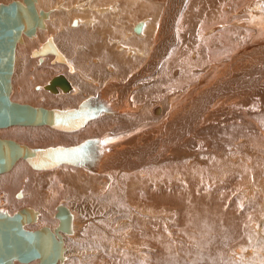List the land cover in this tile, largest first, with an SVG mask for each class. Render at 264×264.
Segmentation results:
<instances>
[{
    "label": "bare ground",
    "instance_id": "bare-ground-1",
    "mask_svg": "<svg viewBox=\"0 0 264 264\" xmlns=\"http://www.w3.org/2000/svg\"><path fill=\"white\" fill-rule=\"evenodd\" d=\"M87 1L82 0L81 3H79V6L76 5L75 7L76 12H74L73 15H70L67 21L64 18L63 14L67 11V5L70 6L69 4L70 2L66 5V3L63 2V0H57L55 5H52L51 4L52 0L48 2H42L41 0H34L35 6L38 12H40L39 10L42 8V5L46 7L51 5V7H53V6H57L60 4V6L54 7L56 11L53 10V12L50 14L49 19L48 17L47 19H45V22H48V26H46L48 27L47 29L38 28L36 31L37 33L35 34V36H32V38H30V36H27L26 34L23 33V41L20 42L23 44L22 47H18L19 43L16 46L15 62L17 61L19 62V60H17L18 55H19L18 53H20L22 49L27 50V45L31 46L33 44L40 42L43 36H46V34L48 36L50 34V32H48L47 30H50L52 27H56V29L57 28L59 29V32L52 31L51 33L53 34L56 33L55 36H57L59 39L57 40V37L55 39V37L53 36L49 38L53 40L54 44L58 47L60 52L64 55V58L59 59L55 54L50 53V52L43 54V55L41 54L35 55L34 54L35 49L30 54H32L31 56L35 58L37 57L36 58L37 60H42V61L45 58L47 59V57L50 56V54H53V57L55 55L54 62L56 61L61 62V64L62 63L64 64L63 65L64 67L62 65H56V63L53 67L50 66L51 68L47 66V64L41 65V66L36 65L34 68L32 67L31 72L30 71L27 72L26 68L24 71L23 64L25 62L24 63L21 62L19 65H17L18 62L15 63L17 65V68H16L17 70L14 73V77L18 79V77H21L23 75L27 83H25L26 85L25 84L22 85L23 87L25 86L24 91L23 90L21 92L17 91L16 94L11 95L12 100L15 99L14 101L20 100L22 102H30L32 103L30 105L37 104V103L39 105L42 104L41 106H44V108H47V109H53V108L59 107L58 109L68 110V109H71L70 107L71 106L73 107L74 104L76 103L79 104V102L84 100L88 95H93V93H95L96 90H97V93L99 94L100 91L98 92V88L104 87L103 88L104 92H105V89L109 90L111 88L112 89L114 88L116 90V84L113 86V84H111L112 82L109 83V82H106L105 80V78L110 75V72H112L114 68L112 67L111 64H107L106 68H103V70H100V68H102L101 63L103 62V60L98 59V55H97L98 53L93 50L95 49L98 52H100V49L103 47L101 45L104 43V38L106 36L103 37L102 32L101 33L99 32V30L102 29L103 26L100 25V21L99 23L95 21L94 18L96 15H93L91 13L92 16H89V18H87L86 16H84V14L81 13V11H86V13L88 11H96V9H93V8H97L95 6V1L97 0H89L90 4L88 3L87 7H83V4H85ZM21 2L25 4V1L22 0ZM210 2H211L212 7L207 8L208 11L206 13V17L211 18L212 16L211 13L214 12L215 14L213 15H217L218 17L220 16L223 17L221 18V20L219 19L222 22V24L226 23L225 25L227 26L228 24H231L230 22L232 18L231 15L233 14L231 9H233V7L236 6V0H223V1L221 0L219 1V4H217L215 0H210ZM166 3L168 6L170 5L171 7L175 8L174 10L172 9L170 10L168 8L169 13L168 12L166 13L167 15L169 14V16L171 15L172 17H174L173 19L170 20L172 22L171 23V27H172L174 26V22L177 20L176 19L177 17L175 15L180 13L181 9L179 8H181L182 3L184 5V0H167ZM219 6L222 7V9L218 10ZM117 7L118 5L116 7H113L112 10L114 9L116 11ZM140 7L143 8L142 6ZM227 8L230 9V11L225 14L222 13L223 9L227 10ZM98 10L101 11L100 13H103L104 11L106 12L107 8L106 9L101 8ZM112 12L114 13V11H111V13ZM187 12L188 11H186V13ZM235 13H237L240 17L239 20L236 22L238 24L246 26L244 29L233 27V29L235 30L238 29L237 31H239V35L243 33L242 36H239L236 33L234 35L233 33L230 32V30L232 31V29H230L228 31L221 32L219 36H213V37L205 39L204 36H205L206 29L202 26H199V29L202 32H200V34L198 35V38L204 41L203 44L201 45L202 48L199 47L198 50L191 51V53L189 54V58L187 59L184 57L183 53H179L180 50L178 48H175L172 51L170 58L168 57L169 59L167 61H164L163 64L160 63L162 64L161 66L158 63H159V60L162 59V55L164 51L162 52L161 50L163 49H161L160 50L161 53H159L160 51H157V49L159 50V48L162 47V44H165V54H166V51L169 49V46H170L166 44V41L168 40L170 44H174L175 42L173 40V37L175 36L172 34L174 32L170 33V35H168L167 33L165 37L164 32L166 30L165 31L162 30L161 31L162 35L158 36V40H157L158 43H156V46L154 48L153 46L152 48H150V50L154 52L153 53L154 60L152 61L154 64L151 63L153 65L147 66L146 69L145 68L144 69L140 68L138 70L136 69L134 73H132V76L130 75L132 78L131 79L132 83H139V84L142 83V85L144 86L142 87L144 88L142 90V92L144 93L142 94L145 96H148V100L144 98L145 103L148 101L147 102L148 108H146L147 106L145 104V107H144L145 110H143L142 109L144 106L143 104V106L141 107V110L143 111L139 110V112L140 111L141 112L140 113L138 112L139 116L135 118V121L137 122L143 121L140 125H145L147 123L146 124L147 126L152 122L151 120L153 118L151 119L148 117L147 119V117H145L144 115L149 112L150 114H153V115H157L160 113L158 117H161L160 120H163L164 122V128H162L161 130L163 131L164 129H166L167 133L171 131V135H169L171 136L170 140L166 139L163 141L162 138L160 137H163L164 136L163 134H165V132H163V134H160L158 136V133H159L158 131L157 132L158 137L157 136L156 138L151 137L152 139L150 140V142H148L149 144L146 143V145H139V143H137V141L135 140L136 141L135 143L137 144L135 146L136 148H133L135 143L132 141L134 143L132 147H128L130 146L129 144L125 146V149H123L121 148V146L120 147L118 146L117 147L116 146L106 147V145H109L110 143L113 144L118 140H122V138L124 137L122 135L124 134L116 133L115 134L116 136L104 134L105 136L103 135V137L99 138L101 141V146L99 147L97 146L98 148L96 151V156L93 155V158L95 157L97 159L96 160L94 158L92 160L93 166H88L86 164L80 163L81 167L85 168V166H88L92 170H98L100 168V171H103V172L104 171L112 172V170L114 171L115 169H121L120 171L115 170L116 173L109 172L104 175L103 174L98 175V173L97 174L90 173V171H86L82 168L74 169L72 167L71 169L70 168L66 169L65 167H62V169L65 168L67 171L70 170V172L74 174L73 175L74 177H72V179H71V176L68 174L69 172H66V170L64 172L60 171L61 173L59 174H56V172L53 174H48V173L34 174V176H37L39 178H48L50 176L57 178L56 176H58V178H63L64 180L65 179L70 180V181H65V182L70 183V185H73L74 189L80 194L78 196L79 200L76 199L77 204L75 205V207L74 206L72 207L69 204L67 205L74 216V219H73L74 231L71 234H63L64 245L66 242L69 243V241H74L76 237L75 235H77L78 230L81 229L82 222H83L84 224L86 223L87 225H89L88 228H90V230H97L96 236L94 238L92 237L90 241L92 240V242H95L97 245L101 246V252L103 254H106L108 252L110 254L117 253L116 254L117 256L118 253L122 254V252L125 249L130 250V248L133 249L132 247H136V245L137 246L139 245L145 248L143 250L141 249V251L139 250L138 253L136 252L137 254H132V253L129 254L127 258L130 257L132 260L135 261L136 258L141 259L143 257L145 260H148L149 262V261L154 260V257L156 256L158 257L161 255V253L159 252L163 251L162 249L163 245H166L167 247L168 245L170 246L173 245L172 237L169 233V230L171 232V230L175 228L179 231L183 230L182 232H184V231H187V227L199 228V226L205 225L204 223L206 222L219 224V222H224L222 220L224 216H222V218H218L219 212H222L226 215L225 222H228L229 219H232V216L236 214L237 209L243 210L242 211L243 214L240 219L242 221L241 222L242 226L246 228L245 225L247 223L248 211L257 212L258 210L262 209L263 210L262 215L264 214V148H263L264 146V126H263L264 122H263V125H261V123L259 124L257 123V118H258L257 115L258 114L260 115V112H259L260 108L264 110V91L263 92L256 91V89H258L259 87L264 86V77L262 76L264 74V65L261 66L263 68H260L261 69L260 71L258 70L259 71L258 76H256L257 74L253 73L254 69L253 70L251 69V70H247L248 71L247 74L249 75V77H251L250 79L242 81V78H243L242 77L240 80H236V79H239V78H236L238 77V75H236L237 71L240 72V70L242 69V72H243V70H246L244 68H246L247 64L244 62L247 59H249L250 57L253 59L256 57L262 58V59L264 58V0H250L248 5L238 8L237 10H235ZM52 16H54L55 18H53ZM244 16L246 17L243 18ZM112 17L114 19L116 18V16H112V15L110 16L99 15V18H104L107 22H109V20L112 21L113 20ZM49 20H52L53 24H50ZM146 20L140 21L139 19L137 20L139 22H136L134 23V25H132V32L130 34L133 35L135 40L145 39V41L148 42L147 40L150 39V42L153 41L151 40L153 36L152 35L153 29L151 27L150 28L151 31L148 30L150 24L147 22H149L150 20L147 22ZM155 20L154 22H156ZM246 20H247V23H246ZM205 21L206 20L204 19L203 22ZM189 22L190 20L188 19V21L186 22L187 23L186 26L190 30L191 23ZM236 22L232 21L234 25ZM138 23L141 24L140 31L135 30V27ZM63 28H65V31L67 34H72V35L81 34L82 36L88 35V37H90L88 39L90 42V46H88V44L86 43L87 41H85L84 37L80 38V40L73 39L74 40L73 42L62 38L60 35V30H63ZM246 28H249V29L243 32ZM53 29L55 30V28ZM106 31L105 32L109 34L110 30L107 29ZM167 32H170V31H167ZM127 35L126 37L128 39L131 35L130 36L129 34ZM248 35L249 37L251 36L252 38L250 40V42H252V45L250 43V45H248L245 49L241 48L242 50L239 52L240 59L238 58L239 56L237 58L236 57L234 58L233 55L229 57V53H231V49L233 48V46L241 45L243 42H245L244 39H246ZM26 36L30 39L25 38ZM111 38H112V35H111ZM115 38L116 39L112 38L110 40L112 43V44L110 43V45L117 44L115 49L119 52L122 51L126 53V50L124 47H126L127 42L123 43L125 44V46L124 45L119 46L118 44H121L119 43V39L121 37L117 39V36H116ZM165 38H166V41L164 42ZM212 39L220 42L219 46L216 47V49H212V50H210L211 48L210 46L205 48L206 41H210ZM113 40H117V41L114 42ZM124 40L126 39L124 38ZM201 40H199L200 43L202 42ZM91 41L93 42L91 43ZM129 41L130 43L132 42L130 39ZM44 42L40 46H38L36 50H39L44 44ZM93 44L95 46H92ZM157 45H158V48H157ZM129 46L131 48L132 45H129ZM107 47H111V46H107ZM133 48H136V46ZM203 48L205 49L204 51L201 50ZM18 49L20 51H18ZM133 50L134 49H132V51ZM138 50L142 52L143 49L142 50L138 49ZM132 51L129 50L130 55H132L133 53ZM135 52L136 54H140V53H137V51ZM196 52L198 53L197 55H196ZM75 53H77L76 57H75ZM147 53L150 54L149 51ZM175 53L176 54L178 53V58L180 59L181 63H183V60L185 58L184 68L181 67L179 69L175 67L174 65L173 66L171 65L167 69L166 66L164 65L168 63V61L172 58V56H175L174 55ZM87 54H91V57L87 56ZM119 55H123V54L120 53ZM119 55H117L118 58L116 59H120L122 57H123L122 59L126 58L125 57L126 55L124 56H119ZM205 55H207V59H205L204 57ZM155 56H159V59H156ZM188 60L191 61L192 65H190L189 62L186 63ZM140 61H141L140 59L135 58V59H132L131 61L129 60V63L140 62ZM219 61L221 62L219 63ZM181 63H180V66H182ZM239 64L241 66H239ZM134 66L132 67V69H135V67L137 68V66L135 67ZM126 68H124L120 72L117 71L118 73L115 75L116 77L114 79L116 80L118 78L127 79L128 76L125 78L124 74L130 73L131 67L129 71H126ZM66 69H67V72H61V73L69 80L71 84L70 90L64 91L60 86L57 85L56 92L54 91L52 92L58 93V96L54 95L53 93H52L53 95H50L49 93L45 94L46 93L45 91H44L45 93L41 92L44 88H46V84L53 78L55 72L63 71ZM76 70H78V72ZM204 70L206 71L204 72ZM258 71H256V73ZM191 72L192 74L190 75L189 73ZM28 74L30 75V80L33 83L36 82L37 80L38 81L43 80V78H44V81H47L44 85H41V86H38L37 85L38 83L36 84L40 92L36 91V93H31L30 86H27L29 85L28 79H27L29 78L27 76ZM56 74H58V72ZM148 74L150 75L149 77L146 76ZM169 75H171V78L169 77ZM259 76H262V78ZM107 79L109 78L107 77ZM170 80H173L171 82H175L177 85H179L178 88L183 87V86L185 87L189 85L190 83H193V84L196 82L198 83L193 88L194 92L188 93L187 95L188 98L186 99V101H184V99L183 100L180 99L181 97H184L183 95H181V97L179 96L178 98L175 94V95H171L165 98V102L163 101L164 103H162L163 107H161L159 103L154 102L155 101L154 95L162 87L164 89V86L161 87L160 84L161 85L166 84V86L167 85L169 86V84H171L172 86V84L174 83H170ZM16 81L17 80H15V82ZM116 83L118 84V82ZM119 84H122V83H119ZM240 84H243V85H240ZM36 85L34 86V88L37 87ZM92 86L95 87V90L92 89ZM121 86H122L121 93L122 92L125 93V88L128 86H132V85L128 84L126 87H124L123 85ZM26 87H27V90H26ZM16 90L17 89H15V91ZM161 91L163 92L162 89ZM28 92L32 94L31 95L32 98L28 95ZM62 92H66V94H63ZM104 92H101L99 96L92 99L91 101H88L81 107L82 108L80 112L81 116L77 118L79 121L77 120V125L75 126L76 128L74 127V130L84 125L86 126L89 123L91 124L93 122L94 117L88 118L87 114L89 112V109L91 110L93 109L92 107L95 106L94 104L107 106L105 107L104 110H102V112L105 114L107 113L110 114L113 112V110L116 109V107L122 106V103L119 104L118 101H114L113 102L114 104L109 102L110 100H108V98L111 99L112 101L118 98L116 97L115 99H112L111 96L108 94V91L106 94L108 97L107 101L103 100L105 101V103L103 102L102 104L101 98H104V95H105L103 94ZM139 92L140 91L135 92V96ZM138 96L140 95L138 94ZM189 96H192L193 98L189 99ZM230 98H233V101H232V104L229 106ZM259 98L261 100H259ZM249 99L252 100L251 107L246 109L245 107L242 106L243 109L245 108L243 110V116L236 117L235 115H233V113L235 112L232 111L233 112L232 113L231 110L242 108V107H238L240 103H243L244 105H246L248 102L251 103ZM125 103L126 105H129L128 101H126ZM190 104H195V105L190 106ZM224 104H227V105H224ZM187 105L188 107H185ZM33 106L36 107L35 105ZM108 109L110 111H107ZM124 110L127 111L128 113V111L131 110V108H129L128 110H126L125 108ZM148 110L149 112L143 114L144 112ZM102 112L99 111L100 115H102ZM141 113L143 115H141ZM253 113H255V117L251 125L244 123V117L249 114H253ZM150 114H147V115L150 116ZM120 115H121V112H120ZM135 115L137 116L138 114H135ZM131 116H134V115H131ZM103 117H105V115ZM125 117L127 119L126 115L117 117V118H121V119L123 118L124 120ZM133 118H130V119L132 120ZM183 118L185 120H183ZM148 120H150V122ZM81 123H84V124L80 125ZM94 124L96 123H93V126ZM151 124L152 125L158 124V121H155V124L153 122ZM179 124H181V126H179ZM140 125L132 127L131 130L129 131L137 129ZM201 125L202 127H200ZM206 125H209L210 127L204 129L205 127H207ZM44 126L48 127L49 125L37 124V125H28L26 127L25 125L22 126L21 124H13V125L7 126L8 128H4V127L0 128V136H4L10 139L13 138V140L17 142L19 141L22 142L24 138L27 137L28 134L29 135L44 134L46 132L45 129H42L44 128ZM154 127L156 128V126ZM173 127H179L181 130L179 129L178 132H176V130L173 129ZM234 127H236L235 129H237V133H235L236 130L235 132H232ZM57 130H60V132L68 131L67 129H57ZM70 130H73V128ZM150 131L152 132L153 130H150ZM139 132L137 130V133ZM227 133L229 135L230 134H235V135H233L231 138L228 136H227L228 138H226L228 142L232 143L231 145L229 143L223 145L224 141H222V143L217 145V148H220L219 151L225 149L223 150L224 153L221 152L224 155L220 159H216L215 157H212L213 159L211 161H209L208 163H204L203 165L196 162V158L194 160H191L192 155L190 157H187V158H190L189 161H184L185 159L183 161L176 160L177 158L178 159L180 158V156L178 157L176 155V153L179 151L185 150L187 152L189 150L193 152V155L196 153L195 150L197 152H204L205 150H203L200 146L203 145L202 141L207 136L210 138V140H212V136L215 138L217 134H219V135L226 137ZM101 134H102V131H101ZM66 136L67 135H63V136L57 135L56 139H54L53 141L45 140L43 145L55 143L56 141L58 142L60 141V139H67ZM75 137L76 135L72 136L71 140H73ZM220 137L221 136H219V139H222V137L221 138ZM249 141H253L252 144L254 142L259 143L258 147L255 149L256 151L254 150V148L251 150V148L249 147L250 145L248 144ZM219 142L221 141H219L217 137L214 140H212L213 146L211 145L209 146L208 144H206V146L208 150H211V149L214 150L215 145ZM62 143H65V142L62 141ZM153 144H157L158 148H160V151L162 152L158 153L155 150L156 147H154ZM172 146H173L172 149L174 150L176 149L177 151L175 153L174 152L170 153L173 156L172 157L173 160L171 161L170 159L167 161L166 159L164 161V158H166V156L169 155L167 151ZM129 148L134 149V150L132 151ZM87 152H91V148H89ZM92 154L94 153L92 152ZM198 156H200V154ZM22 160L24 161L25 159L21 158L16 161L14 166L9 170L10 172L7 175H3L2 177L4 178L3 180H6V182H15V179L17 176L22 177L23 180L26 179V176L23 175L24 169L26 168V166L23 164V162H21ZM26 162L29 164L28 161ZM79 162L80 160L76 162H70L66 160L62 162L61 164L54 166L52 168L38 169V170L44 171V170H49V169H54V168L59 169L58 168L59 166H64V165H69V164L78 165ZM65 163H69V164H65ZM156 165H158L159 168H157ZM2 173L5 174V172H2ZM59 182H61L60 179L56 181V183H58L56 190L60 191L61 193L64 185L66 184H62ZM223 190L227 191V193H225L227 195L226 197H224L221 201L212 200V197L215 194ZM15 196L21 197L22 193L19 192V194L17 193L15 194ZM72 197L73 199L75 198L74 196ZM162 200H166L168 201V203L162 208H158L160 204L162 203L161 202ZM190 215L192 217H190ZM262 215H260L257 218V220H262V219H259ZM263 217L264 216H262V218ZM257 220H253L251 224L256 225ZM257 225L259 224L257 223ZM251 227L253 226L251 225ZM26 228H28V225H26ZM256 230H258V228ZM153 246L158 248L157 249L158 253L150 256L151 253L153 252ZM135 249L136 248H134L133 250L137 251ZM66 256H67V253L65 252V257ZM113 259H115V257H113ZM63 262L59 261L58 264H64Z\"/></svg>",
    "mask_w": 264,
    "mask_h": 264
},
{
    "label": "rangeland",
    "instance_id": "rangeland-1",
    "mask_svg": "<svg viewBox=\"0 0 264 264\" xmlns=\"http://www.w3.org/2000/svg\"><path fill=\"white\" fill-rule=\"evenodd\" d=\"M10 1H12V0H0V2H4V3H8ZM19 1H22V0H19ZM41 1L42 2H48V1H51V0H41ZM56 1L57 0H52L51 4L55 5ZM81 1L82 0H63V2H65L66 5L70 2L69 4L71 6L70 7L69 5H67V11H66L67 13L65 12L63 14L64 18L67 21L69 19V16L73 15L74 12H76L75 11L76 10L75 7H76V5L79 6V3H81ZM84 1H87V0H84ZM166 1L167 0H165V1L164 0H119V1L118 0L117 1H115V0H113V1L112 0H97V1H95V6L97 8H93V9H96V11H88L87 13H86V11H81V13L84 14V16H86L87 18H89V16H92V14L96 15L95 18H94L95 21L97 23H99V21H100V25L103 26L102 29L99 30L100 33L102 32V36L103 37L106 36L104 38V43L101 45V46H103L102 47L103 49L101 48L100 52H98L95 49H93V50L98 53L97 54L98 55V59L103 60V62L101 63L102 68H100V70H103V68H106L107 64H111L112 65V67L114 69H113L112 72H110V75L107 76L109 79H107V77L105 76L106 77L105 80H106V82H109V83L112 82L111 84H113V86L116 84V90L114 88L113 89L111 88V89H109L110 91L108 89H105V92H104V89H103L104 87H101V88H98V92L100 91L99 94L97 93V90H96V92L93 93V95H88L84 100L91 101L92 99H94L97 96H99L101 92H104L103 93V94H105L104 98H101L102 99L101 102L103 104V102L105 103V101H107L108 97H107L106 94H107V91H108V94L111 96L112 99H115L116 97L118 98V99H115L113 101L108 98V100H110L109 102L113 103L114 101H118L119 104L122 103V106H120L121 108L120 107H116L117 110L116 109L113 110V112L110 113V114H108V113L105 114V113L102 112V115H100V113L98 112L96 114L97 117L96 116H95L96 118L94 117L93 122L91 124L89 123L86 126L85 125L82 126L83 128L80 127V128L75 129V130L73 129V130L61 131L60 132V130L53 129L51 126H48V127L44 126V128H42V129L46 130V132L44 134H32V135L28 134L27 137H25L22 142L21 141H19V142L22 143V144H26V145H28L30 147H34V148H45L47 146H55V145H58V144H61V145H64V146H69V145L78 144V143H80L81 141H83V140H85L87 138H94V137L95 138H100V137H103L104 134L112 136V135H115L116 133H118V134L122 133V134H124V135H122V136H124L122 138V140H118V141H116L113 144L110 143L109 145H106V147L107 146H109V147L110 146H116V147L117 146L118 147L121 146V148L125 149L126 145L130 144V146H128V147H132L133 144L136 141H137V143H139V145H146V143L149 144L148 142H150V140L152 138H156L158 131H159L158 136L160 134H163V132H165V134H163L164 136L160 137V138H162L163 141L166 140V139L170 140L171 136H169V135H171V131H169L167 133L166 129H164L163 131L161 130L162 128H164V122H163V120H160L161 117H158L160 115V113L157 114V115H153V114H150L149 110L143 113V114H145V113L149 112L147 114H150V116H148L147 114H145L144 116L147 117V119H148V117L151 118V119L153 118L151 121L154 124H155V121H158V124H155V125H152L151 124L152 122L149 125H147V126H146L147 123L145 125H140L143 121L142 122L135 121V118L139 116V113L141 111L145 110L144 107H145V104L147 106V102L148 101L145 103L144 102V98H146L148 100V96H145V95L142 94V93H144V92H142V90L144 89V88H142V87H144L142 85V83H140V84L139 83H132V81H131L132 73H134V71L136 69L137 70L140 69V68L141 69L142 68L146 69L147 66H152L154 64L152 62L154 60V58H153V53L154 52H152L150 50V48H152V46H153V48L156 46V43H158L157 42L158 36L162 35V33H161L162 30L163 31L166 30L164 32L165 33L164 34L165 37H166L167 33H168V35H170V33L174 32L172 34L175 36V37H173V40L175 42H174V44H170L168 42V40L166 41V38L164 39V42L166 41V44L170 45L169 49L166 51V54H165V44H162V47H160L159 50L157 49L158 48V45H157V48H156L157 51H160L161 49H163V50H161L162 52L164 51V53L162 55V59L160 58L162 61L159 60L158 64H160V63L163 64L164 61H167L170 58V55H171L172 51L175 48H178L180 50L179 53H183L184 57L186 59L189 58V54L191 53V51H194V50L196 51V50L199 49V47L202 48L201 45L203 44L204 41H202L201 39L198 38V35L200 34V32H202L199 29V26H202V27H204L206 29V32L204 31L205 32V36L203 35L205 39L213 37V36H219L221 34V32H223V31L225 32V31H228L230 29H232V31L230 30L231 33H233L234 35H235V33L239 35V31H237L238 29L235 30V29H233V27H238V28L244 29L246 26H243V25L238 24L236 22V21L239 20L240 17H239V15L237 13H235V10H237L238 8H240L242 6L248 5L250 0H236V6L233 7V9H231V11L233 13L231 15V17H232L231 21H230L231 24H228V26L225 25L226 23H223L224 24L223 25L222 22L220 21L221 18H223V17H221V16L218 17L217 15H213V14H215L214 12L211 13L213 17L212 16H211V18L206 17V13L208 11L207 8H211L212 7L210 0H204V1L203 0H187V1L184 0V5L182 3L181 4V8H179V9H181L180 13H178L179 15L178 14L175 15L177 17L176 18L177 20L174 22V26H172V27H171V23L172 22L170 20L173 19L174 17H172L171 15L169 16V14L167 15L166 13L167 12L169 13L168 8L170 10L171 9L174 10L175 8L171 7L170 5L168 6ZM219 1H221V0H215V2L217 4H219ZM185 2H187V3H185ZM88 3H89V0L85 4H83V7H87ZM138 4L140 6H142L145 9V11ZM117 5H118V7L116 8L117 10L116 11L114 9L112 10V8L116 7ZM151 5H152V7H151ZM59 6H60V4L57 5V6H53V7H51V5H49L47 7L42 5V8L40 10L47 11L48 12V19H49L50 14L53 12V10H55L54 7H59ZM187 6H188V8H187ZM101 8L102 9H106L107 8V10H109V8H110V10H109L110 13L107 10H106V12L105 11L103 12L104 14L100 13L101 11H99L98 9H101ZM218 8H217L218 10L222 9V7H220V6ZM68 9H70V10H68ZM111 11H114V13L113 12L111 13ZM147 11H148V13H147ZM186 11H188L190 14L188 12L186 13ZM229 11H230V9H228V8H227V10L223 9L222 13L225 14V13H227ZM137 12H139V13H137ZM141 13H142L143 16L141 15ZM52 15H54V14H52ZM99 15H107V16L112 15V16H116V18L114 19L112 17L113 20L112 21L109 20V22H107L104 18H99ZM149 15H151V16H149ZM52 17L55 18L54 16H52ZM168 17H169V19H168ZM217 17H218V19H217ZM245 17L246 16H244L243 18H245ZM136 19L137 20L140 19V21L147 19L146 22L150 20L147 23L150 24L148 30L151 31V29H150L151 27L153 29V31H152V35L153 36L151 38V40H153V41L150 42V39L147 40L148 42H146L145 39H143V40L136 39L135 40L133 35L130 34L132 32V25H134V23H136V22H139ZM167 19H168V21H167ZM188 19L190 20L189 23H191V25H190L191 29L190 30L186 26L187 25L186 22L188 21ZM204 19L206 20L205 22H203ZM216 19H217V21L219 19L220 20L217 22ZM154 20L156 22H154ZM49 21H50L49 22L50 24H53L52 20H49ZM232 21L236 22L235 23L236 26L234 25V23H232ZM168 22H169V24H168ZM246 23H247V20H246ZM45 24H46V26H48V22H45ZM152 24H153V26H152ZM219 24H221V25H219ZM73 25H75V24H73ZM46 26L44 28H42V29H47L48 27H46ZM53 28H55V30ZM107 29H109L111 33L110 32H109V34L106 33ZM248 29L249 28H246L243 32L247 31ZM47 31L50 32V34L48 33L49 34L48 36L46 34L47 37L43 36L41 38L40 42H38L36 44H33L31 46L27 45V50H23L22 49L20 51L18 49V51H20V53H18L19 55H18V58H17V60H19V62L17 61L18 63L17 62H15V63H17V65H19L21 62L22 63L25 62L23 64L24 71H25V68H26L27 72L28 71L31 72L32 67L34 68L36 65L37 66H39V65L41 66V65L47 64V66H49V67L50 66L53 67L55 65V63H56V65H62V66L64 65L63 63L61 64V62H58V61L54 62L55 55L53 57V54H50V56H48L47 59L46 58L43 59V61L42 60H37L36 59L37 57L35 58V57L31 56L32 54H30V53H32V51L34 49L38 48V46H40L47 38L53 36L56 39L57 36H55V34H56L55 32H59V29L58 28L56 29V27H52L50 30H47ZM52 31H55L54 32L55 34L51 33ZM167 31H170V32H167ZM127 34H129V36L131 35L128 39H127V37H128ZM242 34H240L239 36H242ZM60 35H61L62 38L67 39V40H69L71 42L74 41L73 39L80 40V38L84 37L85 41H87L86 43L88 44V46H90V42L88 40L90 37H88V35L82 36L81 34H76V35L67 34L66 31H65V28H63V30H60ZM111 35H112V38H114V39H116L115 38L116 36H117V39L121 37L119 39V43H121L122 45L118 44L119 46H123V45L125 46V44H123V43H126V42L129 44L130 43L129 39H130L133 42V43L131 42L129 44V45H132L131 48L126 43V47H124L125 50H126V53L122 52L120 49L119 50L121 52L117 51L115 49L117 44L110 45V43H111L110 40L112 39ZM126 35H127V37H126ZM248 37H249V35H248ZM248 37H246V39H244V41L246 43L243 42L241 44L242 46L241 45L233 46V48L231 49V53H229V57L233 55L234 58L235 57L237 58L239 56L238 58L240 59L239 52L242 49H245L248 45H250V43L252 45V42H250V40L252 38H251V36L249 38ZM25 38L30 39V38H32V36H30V38H28L26 36ZM109 38H111V39H109ZM124 38L126 40H124ZM58 39L59 38L57 37V40ZM199 40H201L202 42L200 43ZM105 41L106 42L108 41V42L106 43ZM113 41L115 42L117 40H113ZM92 42L93 41H91V43ZM219 43L220 42L215 41L213 39L210 40V41H206L205 48L210 46L211 47L210 50L216 49V47L219 46ZM149 44L150 45L152 44V45L150 46ZM22 45H23L22 43H19L18 47H22ZM92 46H95V45L93 44ZM107 46H111V47H107ZM135 46H136V48H133ZM132 49H134L135 51H137V53H140V54H136V52L134 50L132 51ZM138 49H141V50L143 49V50L141 52ZM102 50H104V51H102ZM129 50L133 52L132 55L129 54ZM201 50L204 51L205 49L203 48ZM145 51H147V52L149 51L150 54L145 52ZM161 51L159 53H161ZM237 52H238V54H237ZM120 53H122L123 55H119ZM109 54H111V55H109ZM197 54L198 53L196 52V55ZM117 55H119V56L126 55L125 56L126 58L122 59L123 58L122 57L120 59H116V58H118ZM174 55L175 56H172V58L164 66H166L167 69L171 65L172 66L174 65L175 67H177L179 69L181 67L184 68L185 58L183 60V63H181L180 59L178 58V53L177 54L175 53ZM76 56H77V53H75V57ZM87 56L91 57V54H87ZM101 56H102V58H101ZM105 56H107V57H105ZM155 57H156V59H159V56H155ZM204 57H205V59H207V55H205ZM255 57H256V55H255ZM135 58H138L141 61L140 62L129 63V60L131 61L132 59H135ZM149 58H150V60H149ZM126 59L127 60L129 59V60L127 61ZM221 61H223V60H221ZM221 61H219V63ZM141 62H142V64H141ZM188 62L190 63V65H192L191 61L188 60L186 63H188ZM151 63H153V64H151ZM180 63H181L182 66H180ZM213 63H215V62H213ZM216 63H218V62H216ZM244 63L247 64V65L245 64L246 68H244L246 70H243V72H242V69L240 70V72L237 71L236 75H238V77H236V78H239V79H236V80H240L242 77H243L242 81L250 79L251 77H249V75L247 74L248 73L247 70H251V69L252 70L254 69L253 73L257 74L256 76H258V73L261 70L260 68H263L261 66L264 65V58L262 59V58H257L256 57V58L253 59V58L250 57ZM162 64H160V65L162 66ZM240 64H239V66H241ZM17 65L16 64L14 65V73L17 70L16 69ZM134 65L137 66V68ZM204 65H202V66H204ZM133 66L135 67V69H132ZM130 67H131V69H130ZM124 68H126V71H129V69L131 70L130 73H125L126 75L124 74L125 78L128 76L127 79H124V78H118L117 80L114 79L116 77L115 75L118 72L122 71ZM92 69H94V68H92ZM22 70H23V68H22ZM76 71L78 72V70H76ZM205 71L206 70H204V72ZM256 71H258V72L256 73ZM57 72H58V74H56ZM57 72H55L54 76L62 74L61 72H67V69L63 70V71H57ZM244 72H246V73H244ZM14 73H13V76H12V92H11V95L16 94L17 91H19V92H21L22 90L24 91L25 86L23 87L22 85L27 83V81L23 77L22 73H21L22 76L20 75L21 77H18V79H16L14 77ZM242 73H244V74H242ZM189 74L191 75L192 72L189 73ZM27 76L29 77V78H27L28 79V84H29L27 86H30L31 93H36V91L40 92L38 86L44 85L47 82V81H44V78H43V80H39V81L37 80L36 82L33 83L30 80V75L28 74ZM146 76L149 77L150 75L148 74ZM262 76L264 77V74ZM262 76H259V77L262 78ZM169 77L171 78V75H169ZM149 79H151V78H149ZM15 80H17V81L15 82ZM125 81H126V83H125ZM171 81H173V80H170V83H174V84H172V86H171V84H169V86L168 85L166 86V84L165 85H161L160 84L161 87L164 86V89H163V87L162 88L160 87L163 90V92L160 89L154 95V97H155L154 100L155 101L154 100L153 101L155 103H159V105L161 107H163L162 103L165 102V98H167V97H169L171 95H175V94H176V96L178 98H179V96L181 97V95H183L184 97H181L180 99H182V100L184 99V101H186V99L188 98L187 97L188 93H193L194 92L193 88L198 83V82H196L194 84L190 83L191 85L189 84V85H187L185 87L183 86V87L178 88L179 85H177L175 82H171ZM242 81H241V83H242ZM116 82H118V84L119 83H122V84H119L120 85L119 86ZM34 84L35 85L37 84L38 86L36 85L37 87L34 88V86H35ZM128 84H130L132 86L126 87ZM121 85L126 87L125 88V93L122 92L123 94L121 93V89H122ZM240 85H243V84H240ZM158 86H159V84H158ZM15 89H17V90L15 91ZM92 89L95 90V87L92 86ZM26 90H27V87H26ZM118 91L120 92V94H119ZM137 91H140L138 93L140 96H138V94H137L136 95L137 97H136L135 96V92H137ZM256 91L263 92L264 91V86L259 87L258 89H256ZM41 92L42 93L44 92L45 94L49 93L50 95L54 94V95L58 96V93H54V92H52V91H50V90H48L46 88H44ZM31 93L28 92V95L32 98V96H31L32 94ZM62 93L66 94V92H62ZM67 93H69V92H67ZM88 98H90V99H88ZM192 98H193L192 96H189V99H192ZM84 100H82V101H84ZM103 100H105V101H103ZM229 100H230V104H229V106H230L232 104L233 98H230ZM259 100H261V99L259 98ZM124 101L125 102L128 101L129 105H126V103ZM191 101H193V100H191ZM249 101H251V103L248 102L246 105H244L243 103L239 102L240 104L238 103L239 104L238 107H242L243 106L246 109L250 108L251 104H252V100L249 99ZM16 102L32 104L30 102H22L20 100H18V101L16 100ZM81 102H79V104ZM124 103H125V105H124ZM254 103H256V102H254ZM79 104L76 103V104L73 105V107L71 106L70 108H77V106L79 107ZM143 104H144V106H143ZM227 104H224V105H227ZM33 105H35L36 107H38V106L40 107L42 104L39 105L37 103V104H33ZM192 105H195V104H190V106H192ZM142 106H143V108H142L143 110H141ZM41 107H44V106H41ZM105 107H107V106H105ZM185 107H188V105L185 106ZM243 107L240 108L241 110L240 109H235V110L232 109L231 112L234 111L235 113L232 112L233 115H235L236 117L237 116L241 117V116H243V110L245 109V108L243 109ZM56 108H59V107H56ZM125 108H126V110L131 108V110L128 111L129 114L127 113V111L124 110ZM146 108H148V106ZM261 109L262 108H260V111H259L260 115L259 114L257 115V117H258L257 118V123L258 124L261 123V125H263V122H264V110L263 109L261 110ZM139 110H141V111L139 112ZM107 111H110V110L108 109ZM120 112H121V115H120ZM135 114H138V115L136 116ZM143 114L141 113V115H143ZM104 115L107 118L103 117ZM124 115L127 116V119L125 117L126 120L125 119L123 120V118L122 119L121 118H117V117H121V116H124ZM131 115H134L135 117L131 116ZM155 117L156 118L158 117V118L156 119ZM204 117H205V115H204ZM225 117H227V116H225ZM254 117H255V113L245 116L244 117V123H247L248 125H251V123L254 121ZM130 118H133V119L131 120ZM183 120H185V119L183 118ZM130 121H132V122H130ZM148 121L150 122V120H148ZM93 123H96V124H94V126H93ZM137 125H140L137 129L129 131V130H131L132 127H135ZM22 126H24V125H22ZM25 126L27 127L28 125H25ZM154 126H156V128ZM179 126H181V124H179ZM206 126L207 127H205L204 129L210 127L209 125H206ZM200 127H202V125ZM0 128H3V127H0ZM4 128H8V127H4ZM235 128L236 127L233 128L232 132H235V130H236L235 133H237V129H235ZM78 129H80V130H78ZM173 129H175L176 132H178V130L180 128L179 127H173ZM106 130H107V132H106ZM137 130H138V132L140 130V132L137 133ZM150 130H153V131L151 132ZM101 131H102V134H101ZM113 131H114V133H113ZM144 134H146V135H144ZM57 135H59V136L67 135L66 136L67 139H60V141H58V142L56 141L57 143L55 142V143L43 145L45 140L46 141H53L54 139H56ZM69 135H70V137H69ZM74 135H76L77 138L75 137L74 139L72 138L73 140H71V137L74 136ZM233 135H235V134H230L229 135L227 133L226 137H225V136L217 134V136L215 138L218 137V140L221 141V142H219V143H217L215 145V149L214 150H212V149L208 150L206 144H208L209 146L210 145L213 146L212 140H214L215 138L212 136V140H210V138L207 136L202 141L203 145L200 146L205 151L204 152H197L194 149L195 152H196L195 153L196 155L195 154L193 155V152H191L189 150H188L189 153H188V151L186 152L185 150L177 152L176 149L175 150L172 149L173 148V146H172L167 151L168 154L170 155V157H169V155L166 156V158H164V161L166 159H167V161L170 160V159H171V161L173 160L172 159L173 156L170 154L171 152H174V153L177 152L176 155L178 157L180 156V158H181V159L177 158L176 160H178V161H180V160L183 161L184 159H185L184 161H189L190 158H187V157H190L192 155L193 157L191 156V160H194L196 158V162H198L201 165L211 161L213 159L212 157H215L216 159H220L221 157H223V155H224L223 154L224 153L223 150H225V149L219 151L220 148H217V145L222 143V141H224L223 145L224 144H228V143L231 145L232 143L228 142L226 138H228V137L231 138ZM153 136H155V137H153ZM219 136H221L222 139H219ZM236 137H237V135H236ZM0 138H7V137L0 136ZM62 141L65 142V143H62ZM252 142L253 141H249L248 142V144L250 145L249 147L251 148V150L253 148L255 150L258 147L259 143L258 142L255 143L254 142L252 144ZM115 144H117V145H115ZM123 144H124V146H123ZM136 145L137 144L135 143L133 148H136L135 147ZM153 146L156 147L155 150L158 153L162 152V151H160V148H158L157 144H153ZM263 148H264V146H263ZM129 149H131V148H129ZM131 150L133 151L134 149H131ZM221 152H223V153H221ZM198 153L200 154V156H198L199 155ZM182 155H183V157H182ZM250 156H251V154H250ZM176 160H174V161H176ZM21 162H23V164L26 166V168L24 169V174H23V175L26 176L25 180H23L22 177H18L17 176L16 179H15V182H6V180H3L4 178H2V177H3V175H7L10 171L5 172V174L4 173L0 174V208L7 209L10 213H13L17 209H20V208H23V207H26V206H30V207H33L34 209H36L39 212V219L35 223L27 224L29 229H36V228L44 226V225H47V226H50L51 228H54L58 224V221H59L54 216V214L56 212V206L59 203H63L66 206L69 204L72 207L73 206L75 207V205L77 204V200H79L78 196L80 195L74 189L73 185H70V183H66L65 182V181H70V180H66V179L64 180L63 178H58V176H56L57 178H54V177H51V176L48 177V178H39L37 176H34V174H37V173L53 174L55 172H56V174H59L62 171L64 172L66 169H69V168L71 169L72 167L74 169L82 168V169H84L86 171H90V173H95V174L98 173V175H101V174L104 175V174L109 173V172L113 173V172H115V170L116 171H118V170L120 171L121 170V169H115L114 171L112 170V172L111 171H107V172L104 171L103 172V171H100V168L98 170H92L88 166H85V168L81 167V164L73 165V164L65 163V164H69V165L59 166L58 167L59 169L54 168V169H49V170H44L43 171V170H38V169L36 170V169L32 168L25 160L24 161L22 160ZM67 166H68V168H67ZM156 166H157V168H159L158 165H156ZM62 167H65L66 169L65 168L62 169ZM133 171H135V170H133ZM133 171H131V172H133ZM136 171H138V170H136ZM66 172H69L68 174L71 176V179H72V177H74L73 176L74 174L71 173L70 170H68V171L66 170ZM127 172H129V171H127ZM23 175H21V176H23ZM59 179L61 180V182H59V183L66 184V185H64V187L62 189L63 192L61 191V193H60V191L56 190V187L58 186V183H56V181L59 180ZM57 189H59V188H57ZM19 192L22 193V196L21 197L15 196V194H17ZM225 193H227V191H225V190L220 191L219 193L215 194L212 197V200L221 201L224 197L227 196ZM48 195H49V197H48ZM70 195H71V197H70ZM72 196H74L75 198L73 199ZM161 202L162 203L160 204V206L158 208H162L163 206L167 205V203H168V201H166V200H162ZM21 203H23V204H21ZM237 211H236V214H234L232 216V219H229L228 222H225V218H226L225 216L226 215L224 213H222V212H219L218 218H222V216H224V218L222 219L224 222H219V224L206 222V223H204L205 225L199 226V228L187 227V231H184V232H182L183 230L179 231V230H177L175 228L173 230H171V232L169 230V233H170V235L172 237L173 245L170 246V245L167 244L168 247L166 245H163V247H162L163 251L159 252V253H161V255L158 256L159 258L156 256V257H154V260L149 261V262H148V260H145L143 257L141 259L136 258L135 261L132 260L130 257L127 258V256L129 254H131V253L132 254H137L139 250L141 251V249L143 250L145 248V247L139 246V245L138 246L136 245V247H132L133 249L136 248L135 250H137V251H134L131 248H130V250L129 249L128 250L125 249L122 252V254L118 253L117 256H116L117 253L110 254L108 252L106 254H103L101 252V246L97 245L95 242H92V240L90 241V239L92 237L94 238L96 236L97 230H90V228H88L89 225H87L86 223L84 224L82 222L81 229H79L77 235H75L76 237H75L74 241H69V243L68 242L65 243V248H66L65 252L67 253V256H66L67 258L65 257V259H64L65 262H63V263L64 264H109V263L110 264H253V263L254 264H264V234H263L264 233V230H263L264 229V217L262 218V216H264V214L262 215L263 210L260 209L257 212L256 211L255 212L254 211L253 212L248 211L247 223L245 225L246 228H244L242 226V224H241L242 221L240 219L242 214H243V212H242L243 210L237 209ZM44 214H45V216H44ZM260 215H262V216L259 219H262V220H257V218ZM173 217H174V215H173ZM190 217H192V216L190 215ZM253 220H257L256 225L251 224ZM257 223L259 225H257ZM251 225L253 227H251ZM202 227H204V228H202ZM247 227H248V229H247ZM257 228H258V230H256ZM245 234H246V236H245ZM160 246H162V245H160ZM157 249H158L157 247L153 246V252L151 253L150 256H152L153 254H157L158 253ZM170 251H172V252H170ZM113 257H115V259H113ZM35 263H36V261H32L30 263H21V262L15 261L14 264H35Z\"/></svg>",
    "mask_w": 264,
    "mask_h": 264
},
{
    "label": "water",
    "instance_id": "water-1",
    "mask_svg": "<svg viewBox=\"0 0 264 264\" xmlns=\"http://www.w3.org/2000/svg\"><path fill=\"white\" fill-rule=\"evenodd\" d=\"M24 1L25 4L19 0L0 2V127L13 124H46L55 129H74L77 118L81 116V107L88 100L82 101L77 109L63 110L34 107L11 99L16 46L23 41V33L34 36L38 28H44L45 19L48 17L47 11H37L34 0ZM140 29L141 24L138 23L135 30ZM48 52L55 54L59 59L64 58L51 38H48L39 50H34L35 55ZM57 85L64 91L71 88L69 80L63 74L53 77L46 84V88L56 92ZM94 105L92 110L89 109L88 118L95 117L99 111L105 109L104 105ZM97 146H101L99 138H87L69 146L58 144L45 148H34L10 138H0V173L9 171L21 158L28 161L34 169L52 168L66 160H80L78 164L93 166L92 160L95 158L93 155L96 156ZM89 148L91 152H87ZM54 216L59 220L54 228L44 225L28 229L26 225L37 222L39 218L36 209L26 206L10 213L7 209L0 208V264H14L15 261H36L35 264L63 262L66 249L63 234H71L74 231V216L63 203L56 206Z\"/></svg>",
    "mask_w": 264,
    "mask_h": 264
},
{
    "label": "crops",
    "instance_id": "crops-1",
    "mask_svg": "<svg viewBox=\"0 0 264 264\" xmlns=\"http://www.w3.org/2000/svg\"><path fill=\"white\" fill-rule=\"evenodd\" d=\"M114 104V103H113Z\"/></svg>",
    "mask_w": 264,
    "mask_h": 264
}]
</instances>
